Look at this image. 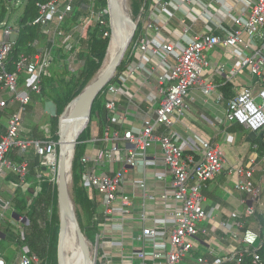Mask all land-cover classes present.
Masks as SVG:
<instances>
[{
  "label": "built area",
  "instance_id": "obj_1",
  "mask_svg": "<svg viewBox=\"0 0 264 264\" xmlns=\"http://www.w3.org/2000/svg\"><path fill=\"white\" fill-rule=\"evenodd\" d=\"M13 1L0 0V17L3 6L6 9L0 21V125L5 128L0 138V177L15 175L17 186L9 192V199L0 195V231L13 222L8 213L16 191L26 192L28 153L34 151L48 169L53 166L51 181L57 183L60 144L52 139L51 124L42 125V139H28L24 128L26 119L33 117L29 107L34 97L46 99L44 78L52 76L57 62H65L71 71L79 70L84 65L80 54L85 50V39L96 28L105 37L113 32L110 8L97 7L96 0L38 1V13L31 24L41 36L30 40L28 49L15 57L28 0L21 14H15ZM78 8L84 13L68 26ZM137 25L131 50L122 59H127L125 70L119 73L117 69L102 90L109 121L117 127L108 124L100 132L97 125L82 141L87 145L80 159L82 185L98 203L104 219L96 233L93 264H186L190 260L194 264H241L244 252L250 250L253 263L261 264L258 250L264 236L260 229L246 225L256 222L258 212L264 213V166H260L264 155L259 160V144L255 142L259 135L264 141V0H151ZM218 48L231 49L240 68L248 69L251 75L229 99L211 78L225 70L234 73L226 63H212L211 53ZM23 73L27 75L24 83ZM196 88L218 103L226 101L225 116L217 117L219 122L238 123L254 133L247 159L229 162L222 149L205 139L195 140L193 146L188 142L198 158L185 153L179 125L189 112L187 99ZM132 90L143 94L142 103L148 109L140 126L127 127L129 107L139 104L130 94ZM121 103L127 105L125 109ZM154 146L163 151L161 160L173 176V189L161 197L165 202L163 218H152L153 225L129 231L127 223L135 218V203L126 193L127 172L132 168L144 176L148 151ZM52 157H58L57 162L51 163ZM224 171L242 195L244 210L234 211L218 223L213 209L207 207L204 189ZM258 172L261 175L256 182ZM158 179L165 180L166 175L160 174ZM145 182L143 178L140 184L144 198ZM139 218H151L145 203ZM18 220L25 226L30 224L28 218ZM210 223H218L217 227L239 238L240 247L215 261L197 257L196 243L199 237L211 236ZM0 260L5 264L1 255ZM39 262L38 255L24 247L16 264Z\"/></svg>",
  "mask_w": 264,
  "mask_h": 264
},
{
  "label": "crops",
  "instance_id": "obj_2",
  "mask_svg": "<svg viewBox=\"0 0 264 264\" xmlns=\"http://www.w3.org/2000/svg\"><path fill=\"white\" fill-rule=\"evenodd\" d=\"M211 58L214 65H218L219 63H226L229 69L234 72L233 74H231L230 70H225L218 72L213 77H211L213 81L221 85V87L226 84H231V91L235 93L251 80V75L248 69L240 68L239 60L231 49L218 48L216 51L211 53ZM54 65L56 66V63H54ZM24 82L25 81L23 80V83ZM223 92L224 94L226 93L224 90ZM130 94L134 95L133 98L138 100L139 104L131 105L129 107V117L125 126H140L146 116L148 105L146 103H142L144 97L141 92L136 93V91L132 90ZM226 99L229 98L226 97ZM43 102L44 109H46L48 103H46V100H44ZM187 102L189 104V112L183 118L182 123L179 125L181 133L184 136L183 145L185 146V153L187 155L194 154L193 150L190 149L191 147L188 142H191V146H193L195 140L197 141L199 139H205L211 141L214 145L222 149L225 152L229 162H234L238 159H247L250 156L252 152V143L256 138L254 133L247 130L243 126L242 128L239 127L240 124L238 123H221L217 120V117L223 119L225 116L226 101L218 103L212 98L210 99L206 97L199 88H196L193 90L191 97L187 99ZM37 103H39V100L37 97H34L32 103L33 108L30 110L31 112L35 110V106L37 105ZM126 106V104L121 103L122 109H125ZM47 110L49 109L47 108ZM35 117H28L26 121L29 122H25L24 124L25 130L27 129L25 132L28 139L30 135L29 124L35 123ZM49 118L44 119V117H41V120L39 122L42 123V121H44L46 123H50ZM162 154L163 151L160 146H154L149 149L146 173L144 174V176L137 174L132 168L128 169L127 184L125 189L126 193L134 198L135 203V218L127 223V229L129 231H140L144 226L153 225L154 220L152 218L164 217L163 209L165 208V202L162 201L161 197L164 193L173 189V176L169 173V171L163 164L161 160ZM194 155L196 158H198L197 154ZM160 174H165L166 179H158V175ZM143 178H145L146 181V198H144L143 196L144 189L140 186ZM259 180L260 176L259 178H256V182ZM31 181L32 180L28 181L26 190H28ZM16 186L17 179L15 175L10 174L6 178L0 177V195L2 196V198L6 200L9 199V192H13L14 187ZM205 190L207 191V193H214L218 197V201L215 202V200L204 191L207 197V207L210 210L213 209L215 220L218 223L227 219L234 211H237L239 213L243 212L244 206L241 202L242 195L236 190L233 182L231 181V178L226 171L221 173L214 180L209 181L205 187ZM17 191L16 195L18 194ZM25 195L26 192L24 194H21L20 196L24 198ZM143 203H145L146 213L151 217L146 220H141L139 218L140 214L143 211ZM8 214L13 221L7 224L8 226H10L11 231H19L20 228H24V225L19 222L18 216L13 212V210H11ZM168 222H171V220L168 219ZM218 223H216V226H213L212 223L209 224L212 229L211 236L199 237L195 249V255L197 257L204 256L209 258L210 261H215L218 256L227 253H234L240 247V239L234 237L232 233L226 231L222 227H217ZM253 224H250L249 227L253 228ZM9 230L10 229L5 230L4 228V231L3 229L0 231V244L4 241L8 243L7 247H2V249H0V255L5 256L4 254L7 253L8 250H10L11 248H15V257L13 259H10L9 262L5 258L4 260L5 264H16L19 259V243L17 239L18 234L7 232ZM105 250L109 251L108 248ZM1 262L2 261L0 260V264ZM186 264H194V262L190 260Z\"/></svg>",
  "mask_w": 264,
  "mask_h": 264
},
{
  "label": "trees",
  "instance_id": "obj_3",
  "mask_svg": "<svg viewBox=\"0 0 264 264\" xmlns=\"http://www.w3.org/2000/svg\"><path fill=\"white\" fill-rule=\"evenodd\" d=\"M38 1H49V0H28L27 6L24 11L22 18V29L21 34L17 43L15 57L20 51L28 49V43L34 37L41 36L39 29L35 28L31 21L37 16L36 3ZM151 0H141V5L135 4V12L140 14L146 10ZM82 2V1H81ZM79 5V4H78ZM77 5V6H78ZM107 0H96L97 7H107ZM84 12L81 9H77L73 19L68 21L67 25L70 26L75 24L80 16ZM6 15L5 6L0 17V21ZM138 27V25L136 24ZM106 29L111 30L108 26ZM111 43V36L105 37L103 32L96 28L91 35L85 39L84 48L81 52L80 58L84 60V65L77 71H71L65 68V70H56V66L53 67V74L50 77H45L43 80V92L45 97H48L56 106L55 115L49 118L52 129V139L59 141V120L65 109L80 95V93L98 76L101 72L105 58L108 53V49ZM127 66V59H124L118 67V72H123ZM27 77L25 73L21 75V79L24 80ZM226 93L227 98L233 97L235 93L231 91V84H226L221 87ZM99 98V99H98ZM33 108L30 105L29 110ZM92 117L95 116L98 120L100 132H103L106 125L110 124L113 127H117L116 124L109 121L108 111L105 106V93L102 91L95 99L93 104ZM41 123L39 121L29 124L30 135L29 139H41L44 138L43 131L41 130ZM119 127V125H118ZM242 128V125H239ZM5 132L3 125H0V138ZM89 132L83 134L78 138V143L75 147L74 162H73V173L76 177L75 180V192L72 194L75 199L77 208V217L84 234L85 242L89 246V254L92 256L93 246L95 244L96 233L100 229V225L104 222L102 214L98 211V203H96L88 194L86 189L82 185V166L80 159L86 151L87 145L82 141L87 139ZM255 142L259 144L258 154L259 160L264 155V141L259 135ZM14 157H17L15 155ZM29 160V180L41 181L46 179V174L49 172L48 168L41 164V157L31 151L27 154ZM261 173H257L255 178H259ZM38 175H42V180H38ZM48 180L45 183V188L37 192L34 196V200L31 204H26L24 198L17 194L13 200V212L18 217H25L30 220V224L25 226L21 233L17 236L18 243L31 253H36L40 259V264H48L50 260L57 258L56 241L58 240V229L53 227L50 228L49 212L53 207L54 203L58 200V187L57 183L51 181V175L47 177ZM205 193L212 197L215 202L218 201L217 195L214 193ZM56 222L58 216H56ZM15 221V220H14ZM256 221L259 223L261 234L264 236V213L258 212ZM44 223V224H43ZM249 223L246 227H249ZM49 228V229H48ZM54 240L51 245V240ZM61 250V248H60ZM262 256V263L264 264V244L258 250ZM241 264H254L253 263V251L244 252Z\"/></svg>",
  "mask_w": 264,
  "mask_h": 264
},
{
  "label": "rangeland",
  "instance_id": "obj_4",
  "mask_svg": "<svg viewBox=\"0 0 264 264\" xmlns=\"http://www.w3.org/2000/svg\"><path fill=\"white\" fill-rule=\"evenodd\" d=\"M19 2L18 4H16V2ZM108 1V5H107V7H109L110 8V0H107ZM126 1V2H125ZM26 2H27V0H14L12 3H11V5H12V7H13V9L15 10L14 12H15V14L16 13H18V14H21L22 13V11H23V9H24V7H25V5H26ZM28 3V2H27ZM136 3H138V4H140L141 5V0H119V4H120V6H121V8H123L124 6V8H123V10H124V13L126 14V16H127V18L128 19H130L131 20V22H132V24H133V29L135 28V26H136V24H137V22H138V19H139V15H138V13L137 12H135V4ZM123 5V6H122ZM11 11V10H10ZM9 12V11H8ZM109 22H110V26L112 27V29H113V26H114V22H113V18H112V16L110 15V17H109ZM133 32V31H132ZM132 34V33H131ZM112 35H113V32H112ZM112 35H111V39H112ZM130 42H129V45H128V47H127V49H126V51H125V53H124V55L125 54H127V53H129V51L131 50V41H132V38H131V36H130V40H129ZM107 55H108V53H107ZM124 57V56H123ZM106 59H107V56H106V58H105V61H104V65H105V62H106ZM78 64H80V63H78ZM104 65H103V67H104ZM66 63L65 62H60V63H56V70H60V71H63V70H65V68H66ZM102 70H103V68H102ZM101 70V71H102ZM101 73V72H100ZM99 95V94H98ZM97 95V96H98ZM96 96V97H97ZM96 99V98H95ZM95 99H94V101H93V104L95 103ZM99 99V98H98ZM46 103H48L47 104V108L49 109V110H47V108L46 109H44V102L43 101H39V103H37V105L35 106V110L34 111H32L31 113H32V115H33V117H35V119H36V121L35 122H37V121H40L41 120V117H44V119H48L49 117H51L52 115H55V108H56V106H55V104L48 98V97H46ZM93 104H92V106H91V110H90V112H92V108H93ZM49 106V107H48ZM83 110V112H85V108L84 109H82ZM82 110H80V111H78L79 112V114H83V112H82ZM60 120H61V117H60ZM60 120H59V130H60ZM25 122H29V121H25ZM48 123V122H47ZM41 124H43V125H45L46 124V122H44V121H42V123ZM97 125H98V120H97V118L95 117V116H93L92 117V115H90V117H89V120L87 121V123H86V125H85V127L82 129V131L79 133V136H78V138L81 136V135H83V134H87V132H90L91 131V129L92 128H94V127H97ZM27 130V129H26ZM25 130V131H26ZM58 133H59V131H58ZM59 155H60V151H59ZM73 162H74V155H72V157L70 158V160H69V162H68V168H67V183H68V190H69V193H70V196H71V200H72V202H73V204H74V207H75V211H76V214H77V208H78V206H77V204H76V201H75V199H73V197H72V194H76V192H75V180H76V177H75V175H74V173H73ZM260 166H264V163H261V165ZM53 166L52 165H50V167H49V172H47V174H46V179L45 180H43V181H41L42 183H40V181H34V180H32L31 181V183H30V185H29V188H28V190H26V195L24 196V199H25V201H26V204L28 205V204H31L32 202H33V200H34V196H35V194H36V192L37 191H39V190H41V189H44L45 188V183L47 182V180H48V178L47 177H49L51 174H53ZM261 168V167H260ZM39 180V179H38ZM42 180V179H41ZM255 180H256V178H255ZM1 181H2V179H1ZM18 192V194L19 195H21L22 194V192L20 191V190H18L17 191ZM56 216H58V221L56 222ZM49 219H50V225H49V227L50 228H53V227H55V228H57L58 229V240L56 241V248H57V252H56V254H57V258H55L54 260H50L49 262H48V264H61V250H60V248H61V222H62V218H61V214H60V206H59V198H58V200H57V202H55L54 203V205H53V207L51 208V211L49 212ZM22 223V222H21ZM44 224V223H43ZM11 226H15V225H11ZM253 228L254 229H256V230H259L260 228H259V223L258 222H256V223H254L253 225ZM24 227V226H23ZM4 228H5V230H7V229H10L9 231H7V232H12V233H17V234H19L21 231H11V228H10V226H8V225H4V227H3V231H4ZM21 229V228H20ZM19 229V230H20ZM49 229V228H48ZM53 243H54V240L52 239L51 240V245H53ZM68 243H69V247L70 248H72L75 244H76V240H75V235H74V232H73V229L71 228L70 229V232H69V235H68ZM8 246V243L7 242H3V243H1L0 244V249H2V247H7ZM18 247V246H17ZM88 248H89V246H88ZM24 249V247L22 246V244L20 245L19 244V247H18V250H19V253L18 254H20L21 253V251ZM5 256H2L3 258H5L6 260H8V262H9V260L10 259H13L14 257H15V255H16V249L15 248H11L10 250H8L7 251V253H5L4 254ZM94 254L92 253V256L91 257H89V259L92 261V263H93V261H94ZM37 264H40V263H37Z\"/></svg>",
  "mask_w": 264,
  "mask_h": 264
},
{
  "label": "bare ground",
  "instance_id": "obj_5",
  "mask_svg": "<svg viewBox=\"0 0 264 264\" xmlns=\"http://www.w3.org/2000/svg\"><path fill=\"white\" fill-rule=\"evenodd\" d=\"M116 1L117 3H119V0ZM119 7L121 8L120 4ZM123 8H121L123 13L122 20L120 16L122 15V13L120 11L118 13V10L115 11L111 44L103 70L97 77L98 80L102 79L106 75L111 65L117 59H119L120 55L122 54L127 43L130 40V36L133 31V24L131 20L127 18ZM92 99V93H87L80 106L82 108H85V112H83L82 110L83 114H77L76 110L71 109L62 121V132L64 135L62 148L67 155L66 170L68 168V162L72 157L74 151L72 148V141L79 136V133L82 131L87 121L89 120ZM57 160L58 157H52L50 159V162H57ZM60 214L62 217L61 264H93L89 257L84 254L81 247L78 245L76 237V244L72 248L69 247L68 235L71 228L74 232V216L76 214L74 204L71 200L66 203L64 208L60 207Z\"/></svg>",
  "mask_w": 264,
  "mask_h": 264
},
{
  "label": "water",
  "instance_id": "obj_6",
  "mask_svg": "<svg viewBox=\"0 0 264 264\" xmlns=\"http://www.w3.org/2000/svg\"><path fill=\"white\" fill-rule=\"evenodd\" d=\"M118 10L122 13V9L119 7V3H117L116 0H110V13L111 16L113 18L114 21V15H115V11ZM121 16V20L123 19V13ZM136 28V26H135ZM135 28L133 29V32L131 34V38L133 37ZM130 42V41H129ZM129 42L127 43L124 51L122 52V54L120 55L119 59H117L109 68V70L107 71L106 75L98 80L97 77L80 93V95L65 109V111L63 112L62 116H61V120H60V130H59V144H60V155H59V163H58V174H57V187H58V198H59V205L60 207L64 208L66 203L69 202L71 200V196L68 190V183H67V155L66 152L63 151L62 148V144L64 142V135L62 132V121L63 119L66 117V115L68 114V112L73 109L76 110L77 114H79L78 111L84 109L81 106V103L83 102L84 98L86 97L87 93H92L93 95V99H92V104L94 99L96 98V96L103 90V88L107 85V83L110 81V79L113 77V75L115 74V72L117 71L124 53L129 45ZM111 44V43H110ZM110 47V46H109ZM109 51V49H108ZM100 74V73H99ZM98 74V75H99ZM91 104V105H92ZM91 115V112H90ZM89 115V117H90ZM78 143V137L73 139L72 141V148H73V155L75 153V147L76 144ZM72 201V200H71ZM62 218V217H61ZM62 223V222H61ZM74 232H75V237L77 240L78 245L81 247L82 251L84 252V254L87 257H91L89 254V248L87 243L85 242V238H84V234L82 232L79 220L77 215L75 214L74 216ZM61 231H62V224H61ZM1 264L3 263V260H1Z\"/></svg>",
  "mask_w": 264,
  "mask_h": 264
}]
</instances>
